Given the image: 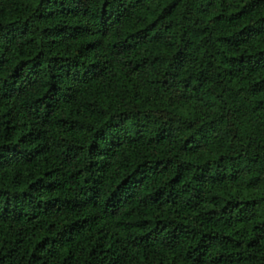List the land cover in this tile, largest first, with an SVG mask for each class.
Returning a JSON list of instances; mask_svg holds the SVG:
<instances>
[{
    "label": "trees",
    "instance_id": "1",
    "mask_svg": "<svg viewBox=\"0 0 264 264\" xmlns=\"http://www.w3.org/2000/svg\"><path fill=\"white\" fill-rule=\"evenodd\" d=\"M0 264H264V0H0Z\"/></svg>",
    "mask_w": 264,
    "mask_h": 264
}]
</instances>
